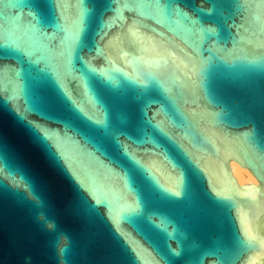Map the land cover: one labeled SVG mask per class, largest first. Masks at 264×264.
I'll use <instances>...</instances> for the list:
<instances>
[{
    "label": "water",
    "instance_id": "obj_1",
    "mask_svg": "<svg viewBox=\"0 0 264 264\" xmlns=\"http://www.w3.org/2000/svg\"><path fill=\"white\" fill-rule=\"evenodd\" d=\"M0 264H264V0H0Z\"/></svg>",
    "mask_w": 264,
    "mask_h": 264
}]
</instances>
